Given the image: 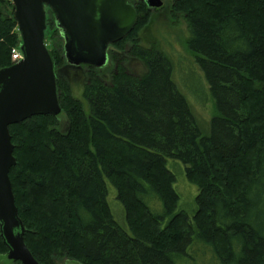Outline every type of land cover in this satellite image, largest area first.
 Wrapping results in <instances>:
<instances>
[{"label": "trees", "instance_id": "16d2710c", "mask_svg": "<svg viewBox=\"0 0 264 264\" xmlns=\"http://www.w3.org/2000/svg\"><path fill=\"white\" fill-rule=\"evenodd\" d=\"M114 46L121 50L146 26ZM189 23L188 49L205 73L216 116L200 128L174 79L171 59L133 50L145 71H122L112 86L91 81L83 104L57 79L70 130L36 116L10 127L17 165L10 172L25 243L40 264H264V0H176ZM22 40L0 0V70L14 66ZM119 44H122L120 47ZM54 70L65 65L49 51ZM180 162L198 187L181 205ZM118 194L129 231L109 202ZM9 249L1 236L0 255ZM21 264V263H20Z\"/></svg>", "mask_w": 264, "mask_h": 264}, {"label": "water", "instance_id": "95a60500", "mask_svg": "<svg viewBox=\"0 0 264 264\" xmlns=\"http://www.w3.org/2000/svg\"><path fill=\"white\" fill-rule=\"evenodd\" d=\"M133 0H13L22 38L24 60L0 70V226L8 259L40 264L25 243L10 172L17 165L10 127L36 116L62 113L54 63L45 43L46 8L52 9L66 38V58L72 65L103 67L111 44L134 29L137 11ZM160 8L162 0H145Z\"/></svg>", "mask_w": 264, "mask_h": 264}, {"label": "rangeland", "instance_id": "374dc122", "mask_svg": "<svg viewBox=\"0 0 264 264\" xmlns=\"http://www.w3.org/2000/svg\"><path fill=\"white\" fill-rule=\"evenodd\" d=\"M162 2L163 5L160 8H149L145 0L129 2L136 10L140 4H145L151 13L150 19L145 27L138 30L135 40L125 43L122 50L118 46H114L119 42L109 46L107 51L108 63L103 67L76 66L68 62L65 52L66 38L64 31L57 25V18L52 9L47 8V28L45 32L47 49L62 52L66 62L64 66L56 70V77L69 85L71 97L76 101H81L85 112L88 114L89 107L83 98L86 84L95 80L112 86L116 76L121 71L130 76L141 75L145 71V64L133 53V50L138 47L144 51L161 52L171 59L174 66L173 79L179 91L188 100L200 128L205 135H208L210 134L211 121L216 116L215 102L209 91L205 73L198 65L196 57L188 49V18L185 13L175 11L176 0H162ZM3 9L5 15L11 17L13 14L15 18L13 0H3ZM136 27L137 21L133 31L136 30ZM119 46L121 47L122 44H119ZM61 109L62 113L55 117L57 126L53 129L62 134H67L70 130V120L67 112L62 107ZM167 168L178 176L179 182L176 189L181 196V205L184 210L191 212L194 209V198L199 192L198 187L187 181L184 166L180 162L168 160ZM117 197V192L110 188L109 202L116 210L119 224L129 231L124 208ZM7 256L8 254L0 255V264H20L19 262L10 261ZM197 262V264H208V260L205 258H200ZM55 264L81 263L65 257L57 259Z\"/></svg>", "mask_w": 264, "mask_h": 264}, {"label": "built area", "instance_id": "2783aa9c", "mask_svg": "<svg viewBox=\"0 0 264 264\" xmlns=\"http://www.w3.org/2000/svg\"><path fill=\"white\" fill-rule=\"evenodd\" d=\"M12 57L15 62H18L22 59V55L18 50L13 51Z\"/></svg>", "mask_w": 264, "mask_h": 264}]
</instances>
